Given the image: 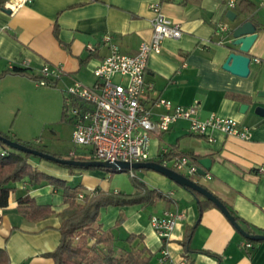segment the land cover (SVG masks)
Returning a JSON list of instances; mask_svg holds the SVG:
<instances>
[{"label": "crops", "instance_id": "obj_1", "mask_svg": "<svg viewBox=\"0 0 264 264\" xmlns=\"http://www.w3.org/2000/svg\"><path fill=\"white\" fill-rule=\"evenodd\" d=\"M6 1L0 0V73L17 65L39 76L44 64L57 66L61 75L51 77L49 85L61 96L73 80L86 85L94 82L93 69L108 52L101 42L104 34H109L122 52L135 53L140 42L150 38V6L158 3L161 11L180 25L182 33L164 39L160 51L149 54L145 81L153 84L155 95L173 104L195 105L199 119L211 113L234 118L250 128V137L242 139L216 129L206 135L192 134L189 122L178 119L169 130L150 137V158L157 161L162 147L210 158L206 174L196 180L248 224L264 231V115L255 112L257 106L264 108V96L258 95L264 91V5L258 0H240L232 10L236 14L232 22L223 0H29L14 12L5 8ZM246 20L255 26L256 36L247 52L250 72L243 77L223 69L222 64L229 52L231 29ZM221 24L227 25V30H220ZM87 44L96 50H87ZM36 86L37 79L29 75H0L1 132L17 138L13 102ZM242 104L247 105L243 110ZM30 162L67 183L78 175L86 192L97 187L107 191L103 170L69 171L44 159ZM141 178L145 186L171 193L150 205L100 209L96 226L110 229L117 253L145 248L158 264L163 241L149 217L177 208L185 216L171 232L166 244L170 259L162 264H176L183 257L192 264H264V241L246 247L245 237L219 208L207 205L198 216L197 204L203 197L153 170L147 169ZM11 186L7 205L0 207V248L6 250L8 264H53L45 253L59 243L58 214L66 207L61 189L46 181L31 186L27 179ZM25 195L37 204L50 205L53 213L36 221L25 218L17 210L18 199ZM130 234L136 237L128 240Z\"/></svg>", "mask_w": 264, "mask_h": 264}, {"label": "built area", "instance_id": "obj_2", "mask_svg": "<svg viewBox=\"0 0 264 264\" xmlns=\"http://www.w3.org/2000/svg\"><path fill=\"white\" fill-rule=\"evenodd\" d=\"M29 0H8L5 8L14 12ZM240 0H223L228 10H233ZM264 5V0H258ZM150 38L141 41L133 54L120 50L109 34H104L101 42L107 46V54L93 69L94 82L86 85L78 80L67 85L63 91L64 112L70 120L71 142L74 146L89 147L92 160L129 163L153 161L149 155V139L152 135L169 130L178 119L189 122L188 131L192 134L206 135L216 129L227 135L242 139L250 137V128L231 117H221L211 113L199 119L195 105L173 104L171 100L154 94L153 84L144 79L149 54L159 52L166 38L181 35L178 23L169 19L158 3L150 6ZM227 30V25H219ZM87 50H96L93 44ZM255 61H258L255 58ZM62 70L57 66L44 64L37 79L38 85H48L51 77H59ZM66 117V118H67ZM211 141V136H207ZM36 142L39 140L36 139ZM70 156L75 151L69 152ZM160 165L179 172L195 181L198 177L197 164L187 154L170 151L162 147L157 161ZM132 176L134 174L132 173ZM168 197L171 192H164ZM83 197L78 194V199ZM183 210L168 209L160 214H152L149 223L163 241L157 258L158 264L170 259L166 244L175 224L183 219ZM246 247L252 243L245 241ZM176 264H187L183 257Z\"/></svg>", "mask_w": 264, "mask_h": 264}, {"label": "trees", "instance_id": "obj_3", "mask_svg": "<svg viewBox=\"0 0 264 264\" xmlns=\"http://www.w3.org/2000/svg\"><path fill=\"white\" fill-rule=\"evenodd\" d=\"M6 73L25 74L35 77V79L39 78L38 75L35 76L30 73L27 68L17 65L8 67L6 70L1 72L0 75ZM0 135L28 147L46 153L48 152L45 149L36 148L27 143H22L17 138L7 135L1 131ZM33 156L38 157L11 148L0 141V207L7 205L9 193L12 190L11 184L23 179H27L28 184L31 186L38 185L42 181H46L53 187L61 189L63 202L66 204V207L58 214L61 220L59 226L60 239L55 249L45 253L46 256L53 259V264H155L152 261L151 253L145 248H131L129 250H121V253H117L113 248V235L110 229L102 230L100 227L96 226V222L102 207H122L134 204L150 205L159 198L167 197L164 192L149 188L139 180L135 186V191L130 194L122 195L119 192L103 191L99 188L86 192L80 184L70 186L65 180L49 175L33 166L30 162L31 157ZM189 156L198 165V160L200 158L191 154ZM56 157L92 160V157L86 158L70 155H56ZM38 158L40 160L43 159L41 157ZM58 165L67 168L69 171L74 169H101L108 172H115L114 170L108 168L64 164ZM186 189L196 197L201 196L193 189ZM79 193L83 194L81 199H78ZM222 202L234 216L238 225L245 232L249 234H264V231L248 224L231 206L227 205L224 201ZM207 205L214 204L204 197L202 200L198 201V216H200L202 210ZM17 207L20 214L32 221L43 219L53 213L50 205L37 204L28 195L18 199ZM135 237L136 236L134 234H130L127 239L132 240ZM244 239L251 243L261 242L253 241L247 238ZM186 262L187 264H192L188 259H186ZM8 263L9 258L6 250L4 248H0V264Z\"/></svg>", "mask_w": 264, "mask_h": 264}, {"label": "rangeland", "instance_id": "obj_4", "mask_svg": "<svg viewBox=\"0 0 264 264\" xmlns=\"http://www.w3.org/2000/svg\"><path fill=\"white\" fill-rule=\"evenodd\" d=\"M51 85H39L30 88L28 92L18 95L12 113V123L17 139L36 148H42L51 155L62 156L69 150H74L77 157L91 156L89 147L74 146L71 142V123L64 112L63 95L52 90ZM64 114V115H63ZM67 117V118H66ZM39 141L36 142L35 140ZM32 160H40L31 157ZM101 170V169H100ZM147 169H126L122 171H104L106 188L109 192H119L122 195L134 191L137 181ZM134 174V177L132 176ZM81 177L75 175L69 180L70 186L81 182ZM101 189L100 187H97ZM124 212L121 213V216ZM121 253V250L118 251Z\"/></svg>", "mask_w": 264, "mask_h": 264}, {"label": "water", "instance_id": "obj_5", "mask_svg": "<svg viewBox=\"0 0 264 264\" xmlns=\"http://www.w3.org/2000/svg\"><path fill=\"white\" fill-rule=\"evenodd\" d=\"M236 14L232 10L226 11V16L230 21H234ZM231 40L227 45L228 54L222 64L223 69L239 75L247 76L250 72V61L251 58L247 54L255 36L256 28L250 21H243L237 24L230 32ZM258 95L264 96V91H260ZM247 107L246 104L241 105V110ZM255 112L260 115H264V108L257 106ZM0 141L8 145L11 148L19 150L21 152L29 153L43 158L44 160L52 161L57 164L64 165H77V166H89L98 168H108L114 171H122L126 169H149L158 172L167 178L171 179L176 184L184 188H190L198 192L205 199L211 201L219 210L224 214V216L229 220L233 227L245 238L253 241L264 240V234H249L245 232L235 221L234 216L229 212L225 204L210 190H208L203 185L199 184L195 180L176 172L170 168L164 167L155 161L147 162H134L129 163L125 161L109 162V161H98L91 159H74V158H61L51 155L49 153L28 147L16 141L10 140L2 135H0ZM211 159L208 157H203L198 160L197 173L199 175H205L206 169L209 168Z\"/></svg>", "mask_w": 264, "mask_h": 264}]
</instances>
